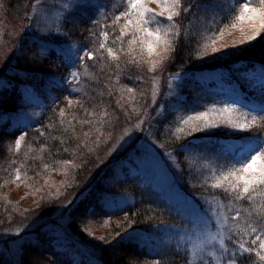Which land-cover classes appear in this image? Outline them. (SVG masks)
Wrapping results in <instances>:
<instances>
[{
  "label": "trees",
  "instance_id": "trees-1",
  "mask_svg": "<svg viewBox=\"0 0 264 264\" xmlns=\"http://www.w3.org/2000/svg\"><path fill=\"white\" fill-rule=\"evenodd\" d=\"M93 1L98 4L103 1V14H97L95 6L87 3L73 7L72 14L60 19L57 32L64 34L67 43L80 44L78 52L84 53L69 62L58 53L55 45L62 49L60 44L46 49V43L36 30L30 34L24 32L30 23V0H0V51L17 33L31 44L25 56L18 57V45L13 43L1 64L0 118L19 117L12 107L28 91V78L47 85L55 93V99L44 106L24 132L0 126V264L13 263V257L17 264H69L70 260L67 261L65 255L61 257L56 250L57 242L77 246L82 255L98 264H189L183 253L170 250L156 256L126 239L136 230L150 232L162 223H178L174 213L154 200L148 190L134 188L130 191L133 202L125 206L121 214L107 212L100 205L104 191L99 189L103 185L99 180L115 168L126 170L118 163L127 156L124 152L133 153L132 148H122L114 156H108L100 168L90 169L93 162L109 153L113 147L110 139L116 140L129 131L138 117L148 116L144 124H150L153 114L155 124L159 125L152 132L155 144H150L164 156L166 166L179 180L180 187L193 196L203 193L224 203H233L239 213L234 218L244 224L241 229L248 235V240L240 239L244 234L236 235L238 245L246 247L236 261L264 264V252L259 247L264 242V184L251 185L247 193L240 185L232 190L222 182L214 188L203 182L198 185L191 171L198 162L189 153L201 145L220 144L225 137L224 131L221 132L223 128L204 127L200 121H193L192 126V121L180 118V109L158 114L156 105L165 93L164 83L152 105L147 108L145 103V92L154 78L162 74L180 75L181 90L184 91L185 86L189 94L192 89L196 93L204 91L206 82L219 89L214 94L210 90L205 92L206 100H190L187 96L186 108L194 107L197 114L204 102L212 106L222 104L218 98L228 94L232 96L229 99L239 100H230V105L251 107L249 111L235 110L245 113L244 118L256 116V124L251 126L255 131L260 130L264 113L258 109L264 106V86H260L261 90L253 84L254 89L247 90L241 79L248 69L254 71L255 76L264 77V30L254 39L224 35L242 28L234 7L204 28L205 32L193 34L213 11L208 0H183L184 8L193 7L174 16L173 21L156 18L155 24L152 21L144 25L139 23L137 15H122L129 10L125 0L114 7L109 0ZM148 18L151 21V17ZM157 27L164 34L159 44L163 40L160 45L166 49L165 56H159L160 60L153 58L154 53L147 52L151 38L142 31V28L155 30ZM257 29L251 33L254 35ZM231 37L236 38L231 40ZM157 42L155 39L152 43ZM43 48L48 50L44 57ZM89 51L92 56L87 55ZM27 54L29 57L32 54L31 58ZM26 57L30 60L25 61ZM18 71L27 74L26 78L14 77ZM152 109L154 112L150 114ZM160 115L166 116L165 121ZM145 129L141 134L146 133ZM64 164L70 166L63 181L67 183L64 186H69L65 204L71 202L72 207L60 222L61 234L56 235L55 222L62 216L59 212L63 206L55 199L54 190L58 187H47L45 180L55 173V167ZM103 218H110L108 224L98 225L100 229L91 235L83 232L85 222ZM250 239L253 244H249ZM13 241L18 252L7 255V245Z\"/></svg>",
  "mask_w": 264,
  "mask_h": 264
},
{
  "label": "rangeland",
  "instance_id": "rangeland-1",
  "mask_svg": "<svg viewBox=\"0 0 264 264\" xmlns=\"http://www.w3.org/2000/svg\"><path fill=\"white\" fill-rule=\"evenodd\" d=\"M30 1V23L26 26V30L24 32H28L30 34L34 33V30H36L40 39L42 38L41 40L46 43V49H50L52 45L60 44L62 49L55 45L57 47V51L69 62L75 61L77 56H82L84 53L80 55L78 52L81 50L80 44L76 42L67 43L68 39L66 38L65 40L64 34L62 35V33L60 34L57 32V29H59L60 19L72 14L74 10L73 7H79V5L83 6L87 3H92L95 6L97 14H103V1L99 4L93 0ZM121 1L123 0H109V3L110 6L114 7L117 2L119 4ZM208 1H211L212 4L210 7L213 9V11L205 21H201L200 25H198L200 28L197 31H194L193 34L205 32L204 28H208L209 24L219 18L221 14L227 9H234L235 7L236 12L239 14L242 8V4H237L239 1L243 3L249 2L254 5L258 3V0ZM125 3L126 6L129 7L131 0H125ZM165 3H171V0H142L143 7L133 10L131 17L134 15L139 17L141 15H145L147 17H151L152 21L154 16V24L157 21L156 18L166 20L168 10L164 7ZM145 9H152L154 10V13H146L144 11ZM160 13H163V15H159ZM239 24L242 28L235 29V31L232 32L228 31V33L224 35L230 36L232 34L236 36L237 39L243 38V40H246L247 37L253 35L251 32L258 28V22L256 20H240ZM224 33H226V31H224ZM236 37H231L230 39L235 40ZM149 38H151V40L147 44V52L154 53L153 58L155 60H160L159 56H165L166 54V49L163 45H160L163 40L160 44V40L153 44L152 42H154L155 37ZM27 41L28 39H23L21 34L19 35L17 33L12 35L8 40V46L6 43V46L1 48L0 67H2L1 64L3 65L6 60V56L10 53L13 43L18 45V57L20 55L25 56V53L29 51V45L31 46V44H29ZM150 43L152 44L151 49L148 47ZM46 49L43 48L41 51L42 57H44V54L48 52ZM31 55L32 54H30L29 57L27 54L29 58H31ZM28 57L25 58V61L29 59ZM15 64L16 63H14L13 66L11 65L10 69H8L6 73L11 71V68L14 67ZM21 71H18L16 73V75H18L14 77L25 79L27 74H23L24 72L20 73ZM254 74V71H250L248 69L247 73L243 75V79H241L247 90L254 89V85H256L257 88H259L261 85L264 86V77L261 75L255 76ZM181 77L182 76L180 75L167 77L166 74H162L160 77L154 78L152 80L153 82L148 84L149 86L145 92L146 107L148 108V106L152 105V100H155L156 95H158L159 88L164 83L166 87L164 91L165 93L162 95L160 101L157 102L156 105L158 114L163 115V112L167 110L170 111L166 113H170L172 112L171 110L178 111V109H180L181 113H178L179 115H182L180 118L185 119L186 121H192V126L193 121L195 123L200 121L204 125L207 123V121H211L210 125L212 127L216 126L223 128L221 132L224 131L223 133H225V137L223 138L224 141H221L220 144L213 145L211 143L212 145L209 144L207 147L201 145L200 148H197V150L194 152L191 151L189 153V155L195 158L198 162V165H196L197 167L194 168L195 170L191 169V171L193 174H195L198 185L203 182L206 185L210 184L212 187L216 188L218 186L217 181H219V183L222 182L223 184L225 183L230 186L232 190H235L233 185H236V188H238L237 185H240L242 188L243 181L239 179V176L241 174L251 176L254 175V173L237 172L236 175H229L230 172H234L241 168V162H247V160H245L239 153L237 146L249 143L252 138L264 140V120L260 119L261 123L263 124L260 123L261 126H259L261 129L258 131L253 130L254 126H250L246 129L233 127L234 123H248L252 121L253 117L248 116L249 118H244L243 116H245V113H243L241 110H233L231 113L225 112V104L230 105L231 101H239L237 99H229V97L232 96L226 94L221 95V97L218 98L219 100H222V104L219 103L213 107L212 104H206V102H204L203 106L198 107L199 112L208 113L206 121L204 117H200L194 112L193 106L188 105L193 108H186L185 106H187L188 103L185 104L184 100H187V96H189L190 100L195 98L206 100L204 96L205 92L208 93V90H210L214 94L219 89H217L215 86H210V84L206 82L205 88H202L204 91H199V93H196V91L192 89L190 90L193 91L192 94H189L185 86V90H181V87H183L182 82H180ZM28 80L30 82L27 86L28 91L24 94V96L20 97L21 101L18 99L19 101L12 107L13 110L15 109L14 111H17L15 113L19 117H17V119L14 117L0 118V126H5L9 131L20 130L19 132H24V130L29 126L30 122H34L36 116L39 115V113L44 109V106L55 99V93H53L47 85L41 84L30 78H28ZM1 85H3L2 80L0 81V89ZM260 88L262 90V87ZM257 92L259 91L257 90ZM217 97H219V95H217ZM249 107L250 106L245 105V107L241 106V108L238 109L249 111L251 108ZM153 112L154 111L152 109L150 114H153ZM147 113L148 111L146 114ZM153 115H151L153 118L151 119V123H147L146 125L144 122H147L149 119L148 116L145 115L138 117L139 119L136 118L134 126H131L129 131L122 133L120 136H118V138H116V140L114 139L115 141L110 139L109 142L113 147H111L109 153L101 156L95 162H93L90 169L96 170L102 166L108 156H114V154L118 151H121L122 148H132L133 151V153H130V151L124 152V154H127V156L122 159V163H118L121 164V166H123L126 170H118L115 168L110 174L102 175L103 177H101L99 181H101V184L103 185L102 188L99 189L104 192L102 198L99 200L100 205L104 207L107 212H118V214H121L123 213L121 212L122 209L133 202L130 191H132L134 188L148 190V192L152 194V198L154 200H158L164 207L168 208L174 213V215L177 217L178 223H162L157 227V229H154L150 232H143L139 230L133 231L126 236L128 241L134 244H139L140 246L144 247L149 254L156 256L163 255L162 253L169 252L170 250L183 253L186 256L187 263L189 264H244L238 263L236 261L237 258H240L241 255L245 253L246 250L245 245H242L243 248L238 245L235 240L236 235L238 236V233L244 234V236H239L240 239L245 238L248 240L246 230H244L243 233L241 229V227H244V224H240L234 218L237 214L238 208L234 207L233 203L227 204L219 201L215 197H210L207 195L208 191L205 193L208 197L204 196L203 193H197L195 196H193V194L191 195L185 192L180 187L179 180L173 176L170 169L166 166L164 156L159 154L158 149L155 150L150 144V142L155 144L152 138V132L153 129L159 125L155 124V117H153ZM161 115V120L163 119V121H165L166 116L163 118ZM189 117H192V119H189ZM248 124L251 125L253 123L251 122ZM144 128H146V133L143 132L141 134ZM248 159H250V157H248ZM69 167V164L55 167V170H53L55 173L52 175L50 174L47 180H45V185L47 187H58L54 190V193H57L55 194V199L58 204H62L63 206V209H61L59 212L62 216H60V218L55 222L57 225L56 227L58 228L57 230H54L56 235L61 234L59 230L63 229L60 222L64 218V214L67 213L72 207L71 202L67 203L68 205L65 204L67 197H69V186L63 185L67 184L63 181L64 176H67ZM224 177H227V179ZM59 188L61 189L60 192ZM109 219L110 218H103L89 223L85 222L86 226L83 227L85 231H82L88 235H91L93 232L97 231V229H100L97 228L98 225L108 224ZM209 234H216L217 239H210ZM221 239L223 240V243H221ZM249 244H253L251 239L249 240ZM7 246V255H14L18 252V246H16V242H9ZM244 247L245 250H243ZM55 248L60 252L61 257L65 255L66 257L64 258H67V261L70 260L69 264H98L96 261L89 260L84 255H82L81 250H79L77 246L69 247L63 243L57 242L55 243ZM14 259L15 257L12 258L13 263L11 264H17L16 260Z\"/></svg>",
  "mask_w": 264,
  "mask_h": 264
},
{
  "label": "snow or ice",
  "instance_id": "snow-or-ice-1",
  "mask_svg": "<svg viewBox=\"0 0 264 264\" xmlns=\"http://www.w3.org/2000/svg\"><path fill=\"white\" fill-rule=\"evenodd\" d=\"M143 7L142 0H131V3L129 5V10L122 13L124 16H129L132 14L133 10H137ZM164 7L168 10V16L167 20L168 21H173L174 16H179L181 12L183 11H188L193 5H189L188 8H184L183 6V0H171V3H165ZM146 13L147 12H152L154 13V10L152 9H145L144 10ZM159 15H163V13H160ZM238 19L240 20H256L258 22V29L254 32L253 36H250L249 39H254L255 35H259L261 30H264V0H258L257 4H252L249 2H244L242 4V8L240 10ZM152 21H154V16L152 18ZM150 19L145 16L141 15L139 19V23L141 25L148 24L150 22ZM128 24L131 25L132 21L129 20ZM170 30V29H169ZM142 31L150 37H155L157 41L161 40L164 38V34L161 33L159 28L152 30L149 28H142ZM165 43H167V39L165 38ZM148 47L151 49L152 44H149ZM111 52V49H109ZM88 56H92V52L87 53ZM215 107V105H213ZM238 105L232 104L224 105V111L231 113L233 110L237 109ZM259 112L264 113V106H261L258 109ZM198 116L204 117L205 120L207 121V112H199L197 113ZM189 119H192V117H189ZM257 117L253 116L252 123H256ZM211 121H207L205 123L204 127L210 126ZM247 122L244 123H234L233 127L239 128V129H246L250 127ZM238 151L241 154V156L247 160V162H241V168L237 169L234 172H230L229 175H236L237 172H242V173H254V175H243L241 174L239 176V179L243 181V192L247 193L250 189V186L255 184V183H262L264 184V140H261L259 138H252L249 143L239 145ZM250 157V159H248ZM227 179V177H224ZM217 184H219V181H217ZM233 187H236V185H233ZM239 215V213H237ZM226 219V218H225ZM210 239H217L216 234H209ZM221 243H223V240L221 239ZM260 249L264 250V242L260 243L259 245ZM264 259V257H262Z\"/></svg>",
  "mask_w": 264,
  "mask_h": 264
}]
</instances>
